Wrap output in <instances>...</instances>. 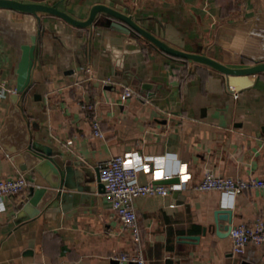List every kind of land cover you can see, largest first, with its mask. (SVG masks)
Masks as SVG:
<instances>
[{
  "label": "crops",
  "instance_id": "0c3cea01",
  "mask_svg": "<svg viewBox=\"0 0 264 264\" xmlns=\"http://www.w3.org/2000/svg\"><path fill=\"white\" fill-rule=\"evenodd\" d=\"M22 1L55 4L82 20L95 4H107L170 45L229 66L264 58V0ZM40 17L33 83L21 105L35 138L72 169L75 188L69 199L35 213L24 200L39 179L0 145V177L23 173L34 183L0 200V264H131L117 256L131 253L136 241L107 200L98 168L128 152L148 158L150 170L138 173L141 183L190 173L182 190L134 201L146 264H264V243L236 254L230 234L208 229L218 208L233 211L234 226L264 215V190L234 195L195 189L209 168L224 176L264 177V91L245 86L256 76L243 77L245 85L237 87L144 37L101 22L79 28L52 14ZM18 60L17 49L0 34V130ZM107 77L114 81L104 83ZM123 85L136 94L122 100ZM95 97L94 109L82 108ZM94 118L104 137L94 135Z\"/></svg>",
  "mask_w": 264,
  "mask_h": 264
},
{
  "label": "water",
  "instance_id": "95a60500",
  "mask_svg": "<svg viewBox=\"0 0 264 264\" xmlns=\"http://www.w3.org/2000/svg\"><path fill=\"white\" fill-rule=\"evenodd\" d=\"M13 13L23 15V20H15ZM40 13L57 16L67 23L85 28L96 22L112 27L118 31L132 33L146 38L153 46L163 53L184 60H193L204 64L225 76L237 87L245 85L243 77L256 76L252 86L264 91V58H252L253 64L244 67H232L211 56L198 52H190L170 45L144 26L136 18L107 4H95L87 19H78L55 4L42 2H26L22 0H0V34L19 52V60L15 68L14 89L9 93V106L5 122L0 130V145L14 157L17 166L25 172L35 175L39 180L30 188L25 203L34 206L35 213L44 211L53 201H65L71 197L75 188L72 181V169L62 167L54 156L50 146L39 142L32 130V123L24 113L21 102L32 87V72L36 63L37 43L39 39L38 20ZM100 13L106 18L97 19ZM31 20H33L31 22ZM37 23H36V21ZM144 88L148 84L143 85ZM100 178V177H99ZM100 180V179H98ZM179 177H171L159 181L163 184L179 183ZM100 186H104L102 182ZM81 189V188H80ZM84 189V188H83ZM22 204V205H24ZM233 225V211L218 208L208 229L217 235H229Z\"/></svg>",
  "mask_w": 264,
  "mask_h": 264
},
{
  "label": "built area",
  "instance_id": "2783aa9c",
  "mask_svg": "<svg viewBox=\"0 0 264 264\" xmlns=\"http://www.w3.org/2000/svg\"><path fill=\"white\" fill-rule=\"evenodd\" d=\"M88 72L92 74L91 67L88 68ZM113 81L112 77L103 79L104 83ZM0 88H3V86H0ZM122 89V100H126L136 94V91L130 86L123 85ZM235 96H239V93L236 92ZM98 102L99 98L95 97L92 102H85L81 106L83 109L91 111ZM92 127L95 136L104 137L99 119H93ZM98 168L100 179L105 185L107 200L124 226L132 231L137 244L136 249L131 253L122 252L117 258L131 264H146V258L141 246V228L134 201L138 197L168 196L175 191L182 190L187 186L190 173L187 171L182 172L181 176L179 175V183H141L138 173L143 170H150V164L148 158L139 152L113 155L108 159L102 160ZM164 177L166 179L171 178L169 175ZM33 184L23 173L0 177V200L6 196L20 194ZM195 189L203 191L219 190L236 195L246 190H264V177L224 176L209 168L205 170ZM230 235L233 240V251L236 254H244L249 244H263L264 215L257 216L252 222L234 226Z\"/></svg>",
  "mask_w": 264,
  "mask_h": 264
}]
</instances>
